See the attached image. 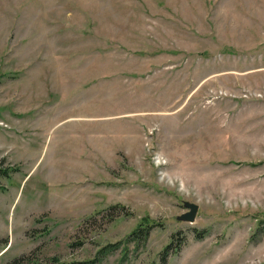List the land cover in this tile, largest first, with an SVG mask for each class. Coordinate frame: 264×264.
<instances>
[{
  "label": "rangeland",
  "instance_id": "rangeland-1",
  "mask_svg": "<svg viewBox=\"0 0 264 264\" xmlns=\"http://www.w3.org/2000/svg\"><path fill=\"white\" fill-rule=\"evenodd\" d=\"M0 168V264H264V0H0Z\"/></svg>",
  "mask_w": 264,
  "mask_h": 264
},
{
  "label": "trees",
  "instance_id": "trees-1",
  "mask_svg": "<svg viewBox=\"0 0 264 264\" xmlns=\"http://www.w3.org/2000/svg\"><path fill=\"white\" fill-rule=\"evenodd\" d=\"M0 173H5V170L0 168ZM170 250H172V249H170V245L169 246L167 245L166 247L163 248V252H162V256H161L162 261H165V257ZM92 262L93 261L83 260V261L64 262V263H60V264H93ZM13 264H17V261L14 260Z\"/></svg>",
  "mask_w": 264,
  "mask_h": 264
},
{
  "label": "water",
  "instance_id": "water-1",
  "mask_svg": "<svg viewBox=\"0 0 264 264\" xmlns=\"http://www.w3.org/2000/svg\"><path fill=\"white\" fill-rule=\"evenodd\" d=\"M184 205L188 208V211L182 213L178 218L181 220L192 221L196 212V206L188 202H185Z\"/></svg>",
  "mask_w": 264,
  "mask_h": 264
}]
</instances>
